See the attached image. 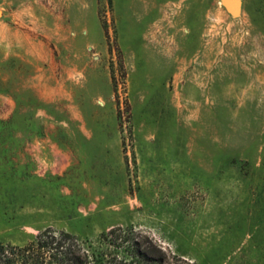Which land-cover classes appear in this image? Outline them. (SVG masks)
Wrapping results in <instances>:
<instances>
[{
    "label": "rangeland",
    "instance_id": "obj_1",
    "mask_svg": "<svg viewBox=\"0 0 264 264\" xmlns=\"http://www.w3.org/2000/svg\"><path fill=\"white\" fill-rule=\"evenodd\" d=\"M239 2L0 0V241L121 226L164 264H264V0Z\"/></svg>",
    "mask_w": 264,
    "mask_h": 264
},
{
    "label": "trees",
    "instance_id": "obj_2",
    "mask_svg": "<svg viewBox=\"0 0 264 264\" xmlns=\"http://www.w3.org/2000/svg\"><path fill=\"white\" fill-rule=\"evenodd\" d=\"M160 253L121 226L100 232L94 240L46 227L23 244L0 241V264H164Z\"/></svg>",
    "mask_w": 264,
    "mask_h": 264
},
{
    "label": "crops",
    "instance_id": "obj_3",
    "mask_svg": "<svg viewBox=\"0 0 264 264\" xmlns=\"http://www.w3.org/2000/svg\"><path fill=\"white\" fill-rule=\"evenodd\" d=\"M21 4L19 5L20 8ZM18 46L23 49L24 46L18 42ZM213 65L211 64V69H213ZM243 70L245 72H248L247 74H244V78L249 80V82H253L254 85H261V82L264 81V74H262V71L264 70V65L261 63H249L243 65Z\"/></svg>",
    "mask_w": 264,
    "mask_h": 264
},
{
    "label": "water",
    "instance_id": "obj_4",
    "mask_svg": "<svg viewBox=\"0 0 264 264\" xmlns=\"http://www.w3.org/2000/svg\"><path fill=\"white\" fill-rule=\"evenodd\" d=\"M222 4L229 12H234L239 8V0H221Z\"/></svg>",
    "mask_w": 264,
    "mask_h": 264
}]
</instances>
